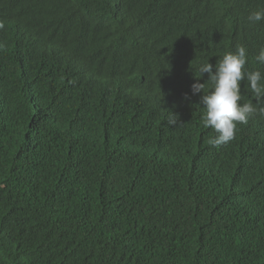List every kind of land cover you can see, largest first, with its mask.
<instances>
[{
    "label": "trees",
    "instance_id": "obj_1",
    "mask_svg": "<svg viewBox=\"0 0 264 264\" xmlns=\"http://www.w3.org/2000/svg\"><path fill=\"white\" fill-rule=\"evenodd\" d=\"M260 8L0 0V264H264V117L217 148L191 90L238 45L264 71Z\"/></svg>",
    "mask_w": 264,
    "mask_h": 264
},
{
    "label": "clouds",
    "instance_id": "obj_2",
    "mask_svg": "<svg viewBox=\"0 0 264 264\" xmlns=\"http://www.w3.org/2000/svg\"><path fill=\"white\" fill-rule=\"evenodd\" d=\"M248 19L252 22L264 21V8L253 11ZM256 61L264 65V47L259 49ZM248 51L243 45H238L235 51L225 53L213 66L206 62L200 65L199 75L192 84V94L203 92L201 104L205 108L202 117L203 127L212 128L216 135L208 143L217 148L227 145L235 138L238 124H247L248 120L260 115L264 117V107H258L264 101V71L248 70ZM208 75L206 82H200V77ZM206 84L211 90L206 91ZM242 84L251 91L257 104L243 102ZM187 95V94H186ZM170 126L182 123L178 114L171 112L167 119Z\"/></svg>",
    "mask_w": 264,
    "mask_h": 264
}]
</instances>
